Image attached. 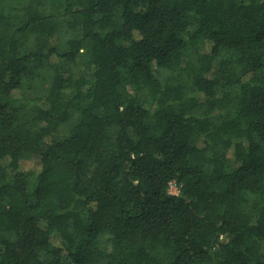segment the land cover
Returning a JSON list of instances; mask_svg holds the SVG:
<instances>
[{
	"label": "trees",
	"instance_id": "1",
	"mask_svg": "<svg viewBox=\"0 0 264 264\" xmlns=\"http://www.w3.org/2000/svg\"><path fill=\"white\" fill-rule=\"evenodd\" d=\"M0 264H264V0H0Z\"/></svg>",
	"mask_w": 264,
	"mask_h": 264
},
{
	"label": "rangeland",
	"instance_id": "2",
	"mask_svg": "<svg viewBox=\"0 0 264 264\" xmlns=\"http://www.w3.org/2000/svg\"><path fill=\"white\" fill-rule=\"evenodd\" d=\"M25 93H26L27 96H29V95H33L35 93V91L33 89L27 87L25 89ZM36 160H37V158H36ZM33 165H35V160L34 159H28V160H25L23 162L22 167L26 168V169L27 168L31 169V168H33Z\"/></svg>",
	"mask_w": 264,
	"mask_h": 264
},
{
	"label": "built area",
	"instance_id": "3",
	"mask_svg": "<svg viewBox=\"0 0 264 264\" xmlns=\"http://www.w3.org/2000/svg\"><path fill=\"white\" fill-rule=\"evenodd\" d=\"M169 189L171 192H175V193L177 192V189L174 185H171Z\"/></svg>",
	"mask_w": 264,
	"mask_h": 264
}]
</instances>
